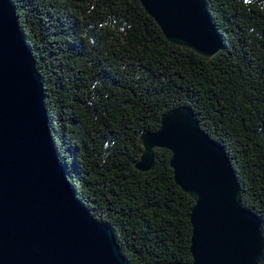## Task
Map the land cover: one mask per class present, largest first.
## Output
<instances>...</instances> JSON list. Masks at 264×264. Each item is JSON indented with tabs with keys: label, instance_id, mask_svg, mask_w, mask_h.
Returning a JSON list of instances; mask_svg holds the SVG:
<instances>
[{
	"label": "trees",
	"instance_id": "1",
	"mask_svg": "<svg viewBox=\"0 0 264 264\" xmlns=\"http://www.w3.org/2000/svg\"><path fill=\"white\" fill-rule=\"evenodd\" d=\"M41 76L57 155L76 196L108 223L128 264L191 260L193 200L170 152L135 162L140 135L186 105L225 149L240 203L261 221L264 264V0H205L224 48L168 41L139 0H11Z\"/></svg>",
	"mask_w": 264,
	"mask_h": 264
},
{
	"label": "water",
	"instance_id": "2",
	"mask_svg": "<svg viewBox=\"0 0 264 264\" xmlns=\"http://www.w3.org/2000/svg\"><path fill=\"white\" fill-rule=\"evenodd\" d=\"M164 37L211 59L224 48L205 0H139ZM139 171L155 148L170 152L174 182L193 200L191 260L260 264L261 221L240 203L224 147L193 109L176 106L140 135ZM0 264H128L112 227L76 196L50 133L44 90L11 0H0Z\"/></svg>",
	"mask_w": 264,
	"mask_h": 264
}]
</instances>
